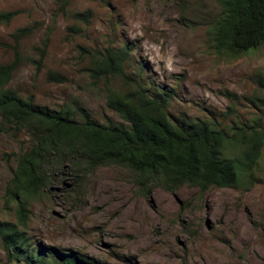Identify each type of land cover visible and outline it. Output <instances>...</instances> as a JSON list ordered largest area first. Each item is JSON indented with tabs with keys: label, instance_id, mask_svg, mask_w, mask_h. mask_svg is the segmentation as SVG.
I'll use <instances>...</instances> for the list:
<instances>
[{
	"label": "rangeland",
	"instance_id": "1",
	"mask_svg": "<svg viewBox=\"0 0 264 264\" xmlns=\"http://www.w3.org/2000/svg\"><path fill=\"white\" fill-rule=\"evenodd\" d=\"M220 0H0V65L20 63L8 89L34 105L60 110L78 106L101 126L119 117L106 106L107 91H124L121 80L93 81L88 54L129 49L128 76L153 91L171 92L174 122L214 121L262 127L264 45L240 55L213 49ZM88 12L86 22L74 16ZM72 29H75L72 32ZM45 55L37 69L39 49ZM56 73L64 83L48 81ZM79 119V117H76ZM0 119V222L15 223L6 189L18 156L31 146L28 133L3 131ZM5 129V127H3ZM264 142V140H263ZM239 149L228 145L227 156ZM49 184L28 206L27 236L36 247L77 252L95 264H264V145L251 176L229 189L149 186L145 195L127 169L102 166L74 172L71 158L44 164ZM0 264H9L0 247Z\"/></svg>",
	"mask_w": 264,
	"mask_h": 264
},
{
	"label": "trees",
	"instance_id": "2",
	"mask_svg": "<svg viewBox=\"0 0 264 264\" xmlns=\"http://www.w3.org/2000/svg\"><path fill=\"white\" fill-rule=\"evenodd\" d=\"M58 2L65 12L68 0ZM219 7L211 32L215 51L240 55L264 45V0H220ZM14 16L13 12L0 14V21ZM87 17L88 12L74 16L84 22ZM31 33L26 27L12 36L14 59L0 65L1 129L25 132L32 139V146L18 156L5 193V204L15 206V223L0 222V247L9 264H95L77 252L38 248L27 236L28 206L43 197L49 184L43 169L48 160L71 158L76 173L102 166L127 169L142 187V195L149 186L168 191L191 186L201 193L229 189L251 176L264 145L259 118L250 126L228 128L214 121L174 122L168 113L171 92L153 91L126 74L130 55L126 47L90 52L87 57L93 81L119 79L125 87L120 92L108 90L106 96V106L119 117V125L101 126L78 106L55 111L20 97L7 86L20 63L18 43ZM38 53L37 69L45 44ZM48 81L64 83L65 79L52 73ZM257 83L264 89V78L257 77ZM256 102V108H264V100L257 97ZM228 145H235L239 155L227 156Z\"/></svg>",
	"mask_w": 264,
	"mask_h": 264
}]
</instances>
